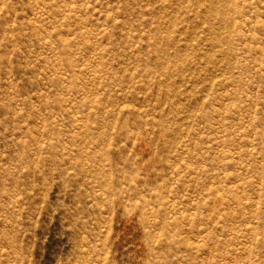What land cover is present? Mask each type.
I'll use <instances>...</instances> for the list:
<instances>
[{
  "label": "rangeland",
  "instance_id": "1",
  "mask_svg": "<svg viewBox=\"0 0 264 264\" xmlns=\"http://www.w3.org/2000/svg\"><path fill=\"white\" fill-rule=\"evenodd\" d=\"M0 264H264V0H0Z\"/></svg>",
  "mask_w": 264,
  "mask_h": 264
}]
</instances>
